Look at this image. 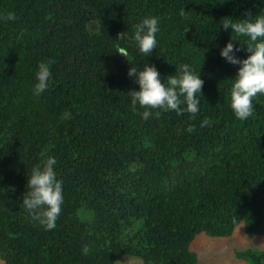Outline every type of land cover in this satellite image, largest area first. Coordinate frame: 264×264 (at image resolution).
<instances>
[{"label": "trees", "instance_id": "obj_1", "mask_svg": "<svg viewBox=\"0 0 264 264\" xmlns=\"http://www.w3.org/2000/svg\"><path fill=\"white\" fill-rule=\"evenodd\" d=\"M0 256L6 264H198L201 233L230 237L242 223L264 236V95L246 120L229 107L239 65L220 56L232 31L223 18L264 14L262 0H0ZM183 11V14L181 12ZM145 16L160 31L149 57L118 40ZM246 58L247 37L233 33ZM240 43V44H239ZM127 49L128 58L117 53ZM52 60L45 92L35 71ZM154 65L164 77L188 63L204 83L200 111L132 110L129 68ZM209 123L202 125V121ZM191 126L192 131H187ZM56 159L63 204L56 227L22 204L32 169ZM121 184H115L117 180ZM118 183V182H117ZM91 251L84 255V245ZM264 264V251H237Z\"/></svg>", "mask_w": 264, "mask_h": 264}, {"label": "clouds", "instance_id": "obj_2", "mask_svg": "<svg viewBox=\"0 0 264 264\" xmlns=\"http://www.w3.org/2000/svg\"><path fill=\"white\" fill-rule=\"evenodd\" d=\"M264 2V0H262ZM183 14V11L181 12ZM18 17L14 11L0 13V21H16ZM224 31L231 29L230 40L220 48V56L227 63L239 65L237 73L232 78L230 88L229 107L238 120H246L253 115V99L259 94L264 95V14H245L243 19L225 17L220 27ZM131 35L127 31L118 34L116 39L128 40L132 45L149 57L157 47L156 34L160 31V21L156 16H145L139 23L133 26ZM233 33L238 37H247L246 51L250 53L246 58H241L238 53L241 47L234 42ZM117 53L128 58L127 49L117 48ZM52 60H42L38 63L35 71V82L32 85V94L41 96L49 87L52 77ZM173 75L161 79L159 70L150 63H144L141 68L130 67L128 76L134 79L138 90H130V104L133 111L137 108L143 109L138 114L147 120L150 116H159L160 111L153 112L152 109H159L163 112L175 111L177 115L189 113L190 118L200 111V99L202 94L203 79L201 72L198 75L188 63H182ZM208 120L202 121V125L208 124ZM187 131L191 132V126ZM56 159L48 157L42 166L38 165L32 169L31 176L27 179V186L30 189L22 200V204L32 220L38 222L47 230L56 227V220L61 213L63 204V182L57 178L55 170ZM84 255L91 251L89 245L81 249Z\"/></svg>", "mask_w": 264, "mask_h": 264}, {"label": "rangeland", "instance_id": "obj_3", "mask_svg": "<svg viewBox=\"0 0 264 264\" xmlns=\"http://www.w3.org/2000/svg\"><path fill=\"white\" fill-rule=\"evenodd\" d=\"M1 150L0 144V152ZM117 182L115 184H121L119 179ZM247 249L264 251V236L247 235L243 223L230 237H210L201 233L191 244V250L198 256V264H247L245 260L236 257L237 251ZM0 264H6L1 256ZM115 264H145V262L140 257L126 256Z\"/></svg>", "mask_w": 264, "mask_h": 264}]
</instances>
